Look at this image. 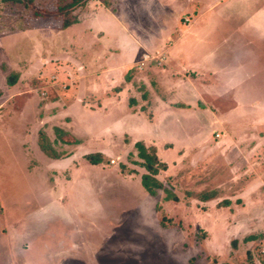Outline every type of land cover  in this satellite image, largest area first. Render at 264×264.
Here are the masks:
<instances>
[{
    "label": "rangeland",
    "instance_id": "374dc122",
    "mask_svg": "<svg viewBox=\"0 0 264 264\" xmlns=\"http://www.w3.org/2000/svg\"><path fill=\"white\" fill-rule=\"evenodd\" d=\"M51 1L0 0V264H264V0H88L66 29L55 5L40 7ZM98 27L112 48H96L105 38ZM125 28L153 49L185 42L182 56L220 68L215 90L203 88L187 59L171 61L162 50L151 69L158 92L167 103L194 93L184 100L195 109L159 105L154 123L126 114L123 129L112 130L87 104L124 81L131 65L112 80L93 74L117 65L116 48L118 63L129 56ZM13 73L19 78L9 85ZM150 80L145 71L135 76L145 86L130 85L131 93L154 99ZM54 127L89 148L56 144L74 155L48 158L38 132L53 141ZM145 136L168 165L157 177L179 201L143 189L145 170L128 155ZM88 149L105 152L104 162L85 160ZM202 191L216 197L197 200Z\"/></svg>",
    "mask_w": 264,
    "mask_h": 264
},
{
    "label": "crops",
    "instance_id": "0c3cea01",
    "mask_svg": "<svg viewBox=\"0 0 264 264\" xmlns=\"http://www.w3.org/2000/svg\"><path fill=\"white\" fill-rule=\"evenodd\" d=\"M107 13L109 15H111L112 18L115 17V14L113 12H107ZM98 28L100 30L104 31L101 27H98ZM92 29L94 31V28L93 27H92ZM123 30L126 33L127 39H130L131 42H133L132 50H131L129 56L127 58H125L124 62L121 63V64L118 63V61L116 60V57H117V55H119L121 53V50H119V49L116 48L114 50V52H115L114 53V56L111 58V61H114L115 64L122 65L121 68H123V69L119 68L120 66L118 67L117 65H112V66H109V68H107V69H103V70H101L99 72H95L93 74V76L100 77V78L102 76V78H104L103 76L106 75L109 78V77H112L110 75L111 74H114V73H115V76H116V73L122 72L127 66H130L131 65L130 67L127 68V69H129L128 72L131 71V80L129 82H127V81H125V77H124V81L123 82L119 81L121 83H116L115 85H113L111 91H114V94H111V91L108 92V93H105L104 94L105 96H103V98L100 99L99 102H96L97 105L95 107L92 108V106H93L92 104L91 105H88L87 104V106H90V110L89 111H93L96 114L97 113L100 114V116H103V117H106V118L110 119L111 120V123H112V130H115V129H117V130L118 129L119 130L121 129L122 130L123 128L122 127L120 128V124L123 123L122 118L126 114L129 115V116L132 115V117L133 116H142L143 115L152 124V123L155 122V116H154L155 115L154 114L155 111L154 110L157 109V107H159V105L162 108H165V107H170L171 108V107H173V108L183 109V110H190V109L194 110L195 108L192 106L191 102H189L190 99L191 100H194L195 99V96L196 95L194 93L191 94V95H189L190 93L187 94L189 96V100L188 101L187 100H184V99L188 98V96H186V97H182L183 98L182 99L183 101H181V102H173V103L168 102L167 103V97H165L164 95L162 96L160 94V92H162V87L157 82V80L155 78V76H157L156 75L157 73H156V71H152L151 70L152 68H154V63H152V61L154 60V58H156L158 56V54L162 50H165V49L167 51L168 58L171 61L173 59L177 63L178 62L184 63V61L187 58L185 56H182L183 53L181 52V50H182L181 47H183V45L185 44V42H183L182 44L178 45L177 42L175 43V42H173V40H170L166 44L160 46L161 48L153 49V48L148 47L147 44L144 43L141 39L136 38L132 34V32H130L126 28L123 29ZM186 33H187V31L185 33H183V36ZM107 38H108V35L105 32V38H103V40L100 39V42H101L100 44H96L98 46L96 48H99V52L104 49V47L102 45H107L108 44L109 47L112 48L110 46V44L108 43ZM106 47H108V46H106ZM139 53H141V56L139 55L138 57H140V58H137L136 59V57H137V55ZM91 58L95 62H100V58L97 57V54L96 55H93V57H91ZM98 59H99V61H98ZM187 60L190 62L191 66H192L191 67L192 71L193 72L197 71L196 78L195 79L197 81L199 80L200 82H202L201 84H205V86H203V88L206 89V90H215V86L214 85H215V81L219 78L218 75H217V73L219 72V69L220 68L219 69L218 68H213V67L210 66V64H208V63L205 64L204 62H201L199 59H197V60L187 59ZM146 63L148 65L150 64V66H147V67H149L148 70H146V69L143 68ZM82 65H83V63H82ZM83 67H84V70H83L84 71V74L86 73V75H87L89 72H88V69H87L86 65H83ZM144 71L146 72V74H148L149 76H151L150 85L157 92L156 93L157 96L154 99L151 98L152 95L150 94V91H148V94H149L148 100H145L142 97L143 93H141V95L139 97H137L136 95H133L131 93L132 92L131 91L132 89L129 86L131 85L132 87L135 88L136 85H137L134 82V77L137 76V75H139V76L142 75ZM166 71H170V69H166ZM212 75H215L216 79H214L212 77ZM109 79L112 80L113 78H109ZM193 82L194 81L192 79V82L190 84L192 85ZM182 83H183V81H182ZM226 83L229 84L228 81H226ZM187 84L188 83H186V82L183 83V85H180L178 83L177 88H180L181 87L179 93H185V92H183V90H184L183 88L188 89L187 88L188 86L185 87V85H187ZM107 85H108V83H107ZM142 86H145V83L143 84V82H141V83L138 84V86L136 87L137 91L139 90L138 92H141L140 90L142 89ZM193 86H194V83H193ZM158 91H160V92H158ZM108 94H110V95H108ZM131 98H134L137 101V104L136 105L130 106L129 101H130ZM140 102H143V104L140 103ZM126 104H127V106H126ZM151 107H153V111L152 112L148 110ZM82 108H83V103H82ZM82 114H83V112H82ZM259 122L261 124L260 128L261 127L264 128V120H259ZM60 128H62L63 130H65V131L73 134L72 131L69 130V129H65L64 127H60ZM113 128H115V129H113ZM110 131H111V129H110ZM73 135L76 136V137H78L75 134H73ZM217 136L220 137L219 134ZM245 137H247V135H245ZM255 139H257L260 142H262V138H259V136L258 137H255ZM131 141L132 140L130 139V142H128L129 144H127V145H130V143H132ZM138 141L144 142L146 144V146H154V147H156L155 145H153L154 143H151L152 141H154L152 138H148L146 136L144 138L141 137L138 140H134V144L136 142H138ZM66 146H68V145H66ZM71 146H73V147L82 146L84 148H89L86 144H84V142H80V144H78V145H71ZM257 148H259V147H257ZM134 150H135V148H134ZM156 150H157V155L159 157V149L157 147H156ZM68 153H70V156H68L66 158L58 159V160L52 159V160H55V161H63V160L69 159V158H71L74 155L75 152L74 151H70ZM90 153H102V154H104L105 152H103L100 149H93V150L92 149L91 150L88 149V150H86V154H90ZM134 154H136L135 151H134ZM262 161H264L263 158H262ZM258 172L264 174V165L263 164H262L261 168L258 169ZM141 175L139 177L140 183H141ZM260 176L261 175H259V177Z\"/></svg>",
    "mask_w": 264,
    "mask_h": 264
},
{
    "label": "trees",
    "instance_id": "16d2710c",
    "mask_svg": "<svg viewBox=\"0 0 264 264\" xmlns=\"http://www.w3.org/2000/svg\"><path fill=\"white\" fill-rule=\"evenodd\" d=\"M17 3H26V4H33L34 0H13ZM88 0H54L53 3L51 1L50 4L47 5H40L42 10L50 12L48 7L55 5V12H57L58 17L62 21V28L66 29L69 26L75 24L78 19L74 12L75 8L81 7L85 2ZM19 78V73H13L7 78V83L9 85H14ZM131 80V71L127 73L125 76V81L129 82ZM142 97L145 100H148L149 94L148 92H143ZM130 106H134L137 104V101L134 98H131L129 101ZM54 135L55 139L53 141L50 140L48 134L44 131V129H41L38 132V143L39 148L42 151L43 154H45L47 157L51 159H63L68 156H70V153H61L57 150L56 144L61 145H78L80 144L79 140L71 133L63 130L60 127H54ZM135 152L129 153V158L132 156L137 157V161H132L131 163H134L138 165L139 167L143 168L145 170V173L141 175V185L144 188V190L150 194L151 196H156L158 191L164 190L166 192L165 200L167 201H179V198L169 189L165 188L162 181L157 177L158 174L161 171H166L168 169V166L165 162L161 161L160 158L157 155L156 147L154 146H146V144L142 141H138L134 144ZM84 159L87 160L92 165H99L104 162L105 156L102 153H90L84 155ZM122 170L124 171L126 169L125 165H121ZM130 173H135L134 170H129ZM190 196L193 195V193L188 192ZM194 197L197 200H200L202 202H207L216 197L215 191H202L199 193L194 194ZM230 201H223L222 206H229ZM253 237H247L246 240H251ZM236 243V241H233V244Z\"/></svg>",
    "mask_w": 264,
    "mask_h": 264
}]
</instances>
